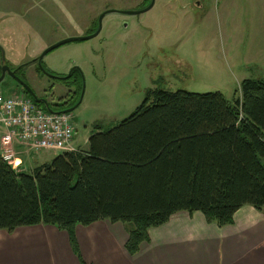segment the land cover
Segmentation results:
<instances>
[{"label": "trees", "instance_id": "16d2710c", "mask_svg": "<svg viewBox=\"0 0 264 264\" xmlns=\"http://www.w3.org/2000/svg\"><path fill=\"white\" fill-rule=\"evenodd\" d=\"M73 105L68 94L53 107ZM246 205L264 208V79L243 80L231 99L149 90L128 119L92 134L86 150L30 173L0 156V230L53 226L78 257L77 225H126L132 256L175 213L200 212L223 227Z\"/></svg>", "mask_w": 264, "mask_h": 264}, {"label": "rangeland", "instance_id": "374dc122", "mask_svg": "<svg viewBox=\"0 0 264 264\" xmlns=\"http://www.w3.org/2000/svg\"><path fill=\"white\" fill-rule=\"evenodd\" d=\"M151 2L139 14L105 15L97 36L37 61L58 42L92 35L104 12L143 11ZM2 63L52 111L70 109L53 107L70 94L72 146L80 148L92 134L128 119L149 90L220 92L231 99L243 80L264 79V0H0ZM72 71L66 81L49 76ZM13 94L23 95L22 87L6 75L0 95Z\"/></svg>", "mask_w": 264, "mask_h": 264}, {"label": "crops", "instance_id": "0c3cea01", "mask_svg": "<svg viewBox=\"0 0 264 264\" xmlns=\"http://www.w3.org/2000/svg\"><path fill=\"white\" fill-rule=\"evenodd\" d=\"M87 140L75 149L86 150ZM38 152L14 146L19 169L25 172L29 164L30 173L54 159H39ZM74 232L79 257L66 232L53 226L0 230V264H264V208L248 205L223 227L208 224L200 212L175 213L150 229L148 241L132 256L125 249L129 234L122 223L102 220L77 225Z\"/></svg>", "mask_w": 264, "mask_h": 264}, {"label": "built area", "instance_id": "2783aa9c", "mask_svg": "<svg viewBox=\"0 0 264 264\" xmlns=\"http://www.w3.org/2000/svg\"><path fill=\"white\" fill-rule=\"evenodd\" d=\"M68 113H49L26 95H0V156L12 168L14 146L31 151L74 152L75 130Z\"/></svg>", "mask_w": 264, "mask_h": 264}, {"label": "water", "instance_id": "95a60500", "mask_svg": "<svg viewBox=\"0 0 264 264\" xmlns=\"http://www.w3.org/2000/svg\"><path fill=\"white\" fill-rule=\"evenodd\" d=\"M153 5V2L150 3V5L143 11H127V12H119V11H115V10H109V11H106L104 12L103 14H101L98 18V28L96 30V32H94L92 35H89V36H85V37H79V38H68V39H65L61 42H58L57 44H54L52 46H50L49 48H47L42 54L41 56L38 58V62L39 64L41 63L42 59L44 58V56L46 54H48L49 52H51L52 50L62 46V45H65L67 43H71V42H78V41H87L89 39H92L94 38L95 36H97L100 32V29H101V22H102V19L105 15L107 14H110V13H121V14H126V15H134V14H139L141 12H145L147 10H149ZM0 82L4 79V77L6 75L12 77L29 95L30 97L34 100V102L36 104H42L47 112H51L53 113V111L50 109L49 105H48V102L44 99H39L35 94L34 92L32 91V89L30 87H28V85L23 82L20 78H18L16 75H15V72L12 71L8 66H3V67H0ZM50 77H54L58 80H62V81H66L69 77H70V74H68L67 76L65 77H55V76H52V75H49ZM75 109V107L73 108H70L68 110H65L63 111V113H70L72 112L73 110Z\"/></svg>", "mask_w": 264, "mask_h": 264}, {"label": "flooded vegetation", "instance_id": "af4514ba", "mask_svg": "<svg viewBox=\"0 0 264 264\" xmlns=\"http://www.w3.org/2000/svg\"><path fill=\"white\" fill-rule=\"evenodd\" d=\"M4 65H6L5 63L3 64L2 63V65L0 66V67H3ZM8 66V65H7ZM12 71H14L15 72V75L19 78V76L17 75V71H16V69H11ZM1 74V73H0ZM37 96V95H36ZM38 97V96H37ZM39 99H42V98H40V97H38ZM72 107V106H71ZM54 112H56V111H54Z\"/></svg>", "mask_w": 264, "mask_h": 264}, {"label": "bare ground", "instance_id": "6f19581e", "mask_svg": "<svg viewBox=\"0 0 264 264\" xmlns=\"http://www.w3.org/2000/svg\"><path fill=\"white\" fill-rule=\"evenodd\" d=\"M16 161H18V160H16ZM19 162V161H18ZM18 162H15L16 164H18Z\"/></svg>", "mask_w": 264, "mask_h": 264}]
</instances>
